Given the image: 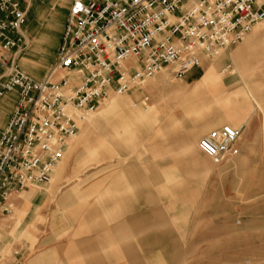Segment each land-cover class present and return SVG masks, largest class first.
<instances>
[{
  "label": "rangeland",
  "instance_id": "1",
  "mask_svg": "<svg viewBox=\"0 0 264 264\" xmlns=\"http://www.w3.org/2000/svg\"><path fill=\"white\" fill-rule=\"evenodd\" d=\"M255 28L256 40L240 51ZM48 43L52 56L44 78L56 51L53 36ZM236 63L240 72L230 75ZM211 65L219 72L229 66L225 88L243 92L238 100L245 112L264 114V24L199 70ZM28 72L36 77L41 68ZM181 77L168 68L150 80L155 87L144 88L150 98L147 109L134 107L132 94L110 95L117 108L107 115L103 105L111 98L101 102L67 141L50 181L40 186L50 194L47 209L58 212L57 219L94 217L108 225L128 221L135 235L163 236L167 264H264V178L239 177L252 172H243L229 157L214 165L198 149L202 136L231 121L225 122L222 108L214 104L205 108L200 100L177 98V90H189L194 83ZM151 108L156 117L137 124L139 130L121 127Z\"/></svg>",
  "mask_w": 264,
  "mask_h": 264
},
{
  "label": "built area",
  "instance_id": "2",
  "mask_svg": "<svg viewBox=\"0 0 264 264\" xmlns=\"http://www.w3.org/2000/svg\"><path fill=\"white\" fill-rule=\"evenodd\" d=\"M25 17L17 1L0 0V97L18 93L0 138L3 202L47 184L67 141L110 95L138 93L133 106L147 109L143 90L157 74L170 68L181 77L237 46L264 24V0H72L56 61L42 81L9 55L25 44ZM240 135L223 125L197 147L221 165L235 156Z\"/></svg>",
  "mask_w": 264,
  "mask_h": 264
},
{
  "label": "crops",
  "instance_id": "3",
  "mask_svg": "<svg viewBox=\"0 0 264 264\" xmlns=\"http://www.w3.org/2000/svg\"><path fill=\"white\" fill-rule=\"evenodd\" d=\"M15 1L26 16L21 28L25 44L12 49L9 55L22 72L36 81H42L49 57L52 56V46L48 42L53 36L55 63L72 0ZM255 29L258 32V28ZM255 29L244 41L240 51L250 47L256 40L258 33H255ZM11 36L17 37L15 34ZM32 67L41 68L36 77L28 72ZM234 67L230 75L240 72L238 63ZM224 70L219 72L213 65L205 69H193L181 77L186 84L194 82L192 88L177 90L176 96L183 101L200 100V105L205 108L212 104L221 107L224 121H231V127L241 131L235 144L236 154L228 160L243 172H252L239 177L264 178V114L257 109L253 112L243 110L244 103L241 98L238 100L243 92L225 88L223 74L228 71ZM2 74L0 68V77ZM148 82L145 86L149 84L150 88L155 87V84ZM143 93L149 96L147 91L143 90ZM132 95L136 99L139 97L138 93ZM17 101V92L0 97V138ZM116 108V101L111 98L103 105V113L110 114ZM156 113L152 108L146 115L138 113L126 119L121 127L124 130H139L137 124L155 118ZM85 121L88 123L90 119ZM115 148L117 156H121L118 144H115ZM89 189L92 188H86ZM49 196L48 190L43 187H30L13 192L5 202L0 199V264H167L163 236L151 239L148 234L135 235L128 221L108 225L94 217L70 219L68 222L57 219L58 212L47 209ZM67 199V196L62 197L61 201Z\"/></svg>",
  "mask_w": 264,
  "mask_h": 264
},
{
  "label": "bare ground",
  "instance_id": "4",
  "mask_svg": "<svg viewBox=\"0 0 264 264\" xmlns=\"http://www.w3.org/2000/svg\"><path fill=\"white\" fill-rule=\"evenodd\" d=\"M255 30H256V29H255ZM255 33H256V34L258 33V32H257V30H256V32H255ZM250 36H251V35H250ZM253 36H254V35H253ZM255 36H256V35H255ZM151 80H152V79H151ZM149 81H150V80H149ZM110 97H111V96H110ZM110 97H109V98H110ZM106 100H108V99H106ZM106 100H105V101H106Z\"/></svg>",
  "mask_w": 264,
  "mask_h": 264
},
{
  "label": "snow or ice",
  "instance_id": "5",
  "mask_svg": "<svg viewBox=\"0 0 264 264\" xmlns=\"http://www.w3.org/2000/svg\"><path fill=\"white\" fill-rule=\"evenodd\" d=\"M206 147H207V145H206ZM211 150V149H210Z\"/></svg>",
  "mask_w": 264,
  "mask_h": 264
}]
</instances>
